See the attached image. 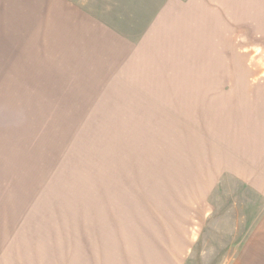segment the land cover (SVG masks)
Instances as JSON below:
<instances>
[{"label": "rangeland", "instance_id": "obj_1", "mask_svg": "<svg viewBox=\"0 0 264 264\" xmlns=\"http://www.w3.org/2000/svg\"><path fill=\"white\" fill-rule=\"evenodd\" d=\"M255 111L264 0H0V264H264Z\"/></svg>", "mask_w": 264, "mask_h": 264}, {"label": "crops", "instance_id": "obj_2", "mask_svg": "<svg viewBox=\"0 0 264 264\" xmlns=\"http://www.w3.org/2000/svg\"><path fill=\"white\" fill-rule=\"evenodd\" d=\"M131 45V44H130ZM127 54V53H126ZM139 59H140V56L139 55H134L133 57H132V55L130 54V55H128V56H125L124 57V59H123V77H124V79H127V77H126V72H127V70L129 71L131 68H132V66H133V69H136V72H137V70L139 69L140 70V72H141V68H137V62L139 61ZM186 60H187V62H188V65H190V63L193 65V66H188V65H186V68L188 67L189 69H187V71H196V65H197V60H195V59H191V60H189V58L188 57H185L184 59H183V61H182V66H184L185 64H186ZM168 62H170L171 64H173V65H175V66H180V64H181V58L178 56L177 58H174V57H172ZM211 64V62L209 63V61H205V64L204 65H210ZM195 65V66H194ZM128 67H129V69H128ZM195 67V68H194ZM176 68H179V67H176ZM127 69V70H126ZM146 69V70H145ZM144 70L145 71H147V68H144ZM144 71V72H145ZM153 72V71H152ZM126 77V78H125ZM151 77L153 78V76L151 75ZM194 82H192V80H190V81H187V85H185L184 86V88H196L197 86L196 85H194L193 84ZM203 83H207V82H203ZM135 87H138L137 85L135 86ZM173 87H176V88H179L180 86H179V84H177L176 86H169V88H172L173 89ZM201 88H207V89H210V88H212L213 86H210V85H204V86H200ZM256 110V109H255ZM263 114H264V111H263ZM263 120H264V118H263ZM263 123V124H262ZM225 124H226V122H225ZM247 126H251V128H250V132L249 133H246V138H247V142L246 143H248V144H250V142H251V145H253L254 143L256 144V145H259V144H261V142H264V138H261L260 136H261V134H260V130L261 129H264V122L262 121L261 123H260V114L259 113H257V111H255V112H252V124H247ZM249 129V128H248ZM220 133H218L217 131H214V133L212 134V135H214V136H220V137H223V136H221V135H225V136H228L229 135V133H227V128H225V129H220V130H218ZM224 131V132H223ZM245 131V130H244ZM247 131V130H246ZM249 131V130H248ZM230 136H233V133L230 135ZM261 138V139H260ZM264 144V143H263ZM221 146H223V141L221 142ZM251 149V148H250ZM249 149V150H250ZM252 150H250V152H251ZM211 152H213V150H211ZM215 152V151H214ZM218 152V151H217ZM217 158V157H216ZM264 161V160H263ZM263 164H264V162H263Z\"/></svg>", "mask_w": 264, "mask_h": 264}]
</instances>
